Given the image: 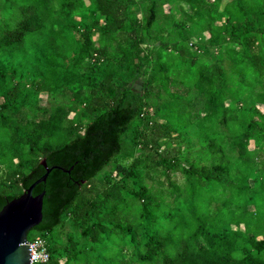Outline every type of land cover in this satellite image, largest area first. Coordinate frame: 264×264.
<instances>
[{
  "label": "trees",
  "instance_id": "trees-1",
  "mask_svg": "<svg viewBox=\"0 0 264 264\" xmlns=\"http://www.w3.org/2000/svg\"><path fill=\"white\" fill-rule=\"evenodd\" d=\"M259 104L264 0H0L1 194L23 192L13 183L46 142L85 137L97 118L130 109L116 145L56 221L27 233L47 244L49 260L37 264H92L112 218L134 247L116 264H264V211L254 206L264 196L255 183L264 166ZM177 171L183 185L171 179ZM134 175L147 182L136 186Z\"/></svg>",
  "mask_w": 264,
  "mask_h": 264
},
{
  "label": "water",
  "instance_id": "water-1",
  "mask_svg": "<svg viewBox=\"0 0 264 264\" xmlns=\"http://www.w3.org/2000/svg\"><path fill=\"white\" fill-rule=\"evenodd\" d=\"M112 112V119L99 117L88 126L85 137L55 148L46 142L37 150L42 156L37 166L13 183L15 190L23 187V192L0 193V264H30L28 231L49 228L77 182L94 173L116 145V132L130 115L129 105Z\"/></svg>",
  "mask_w": 264,
  "mask_h": 264
},
{
  "label": "rangeland",
  "instance_id": "rangeland-1",
  "mask_svg": "<svg viewBox=\"0 0 264 264\" xmlns=\"http://www.w3.org/2000/svg\"><path fill=\"white\" fill-rule=\"evenodd\" d=\"M176 17L181 18L180 12L176 13ZM188 25H186V26H188ZM190 26H188V27H190ZM193 28H198V26L194 25ZM253 85L255 87V90H257L259 88L254 81H253ZM41 100H43V98ZM258 106H259L260 110L264 112V106L260 105V104ZM155 134H156L155 132H153V133L148 132L146 139L151 140L155 136ZM176 147H178L177 144L172 145V148H175V150H176ZM249 147L250 148L254 147L252 140L249 143ZM155 153L156 152L151 151V159H153V160L156 159ZM258 153H259V155L257 156L256 167L261 166L262 160H264V146H262L261 149L258 150ZM120 161L129 165L133 162V159L129 158V159H125L123 161L121 159H117L116 161L112 162L111 165H114ZM258 169L259 168H256V170H258ZM136 170L137 171L140 170V171L144 172L145 170H148V169H147V167L143 166V164H138ZM0 174H2V176H5V173H4L3 169H1V167H0ZM256 177H257V180L255 183H256L257 187H259V188L262 187V189H263L264 166L261 167L260 173ZM155 178L158 181L163 182V184L161 183L162 187L167 188L168 182L164 179L163 173L157 174ZM130 179H131V181H133V183L136 186H138L139 183L142 181L147 182L146 176H144V179H143L142 177H137L134 175ZM171 179H173L175 182H177V184L183 185L184 180H185V176L177 171L176 173H171ZM148 181H149V179H148ZM103 183L104 182L101 181L100 179L95 181L96 187L100 190L104 188ZM134 184H132L131 186H133ZM155 184H157L156 181H155ZM261 197H264V196L261 195ZM261 197L258 196V198L255 199L254 206L258 210H261V213H262L264 211V199H262ZM121 215H123V214H121ZM258 217H261L262 221L264 220V214H259ZM114 222H116V221L113 218L110 221L106 222V226L104 228V230H106V234L104 233L105 235H103L102 238L99 239V245L97 247H95L98 253H93V254L91 253L90 254L91 255L90 260H91L92 264H116L119 261L122 254L125 257V259H124L125 261H129L130 259L134 258V255L132 254L133 249H134L133 245H131L125 239H121L115 233V231L111 230V225ZM124 222H126V221H124ZM256 224H260L258 229L261 231H264V222H260V223H256ZM256 224H253V227L256 226ZM139 230H141V229H139ZM109 231H111V233H107ZM33 234H36L35 230L30 229L28 231L29 238ZM59 239H60V237H58V226H57V227L53 228V230L51 231V242H53L55 240H59ZM94 254H96V256ZM139 264H146V263H139Z\"/></svg>",
  "mask_w": 264,
  "mask_h": 264
},
{
  "label": "built area",
  "instance_id": "built-area-1",
  "mask_svg": "<svg viewBox=\"0 0 264 264\" xmlns=\"http://www.w3.org/2000/svg\"><path fill=\"white\" fill-rule=\"evenodd\" d=\"M28 245L30 254H32L30 264L45 263L49 260L50 255L44 238L35 236L30 240L28 239Z\"/></svg>",
  "mask_w": 264,
  "mask_h": 264
}]
</instances>
